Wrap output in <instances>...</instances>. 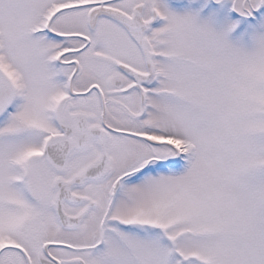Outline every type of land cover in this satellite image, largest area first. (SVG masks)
Wrapping results in <instances>:
<instances>
[{"label":"snow or ice","instance_id":"1","mask_svg":"<svg viewBox=\"0 0 264 264\" xmlns=\"http://www.w3.org/2000/svg\"><path fill=\"white\" fill-rule=\"evenodd\" d=\"M0 264H264V0H0Z\"/></svg>","mask_w":264,"mask_h":264}]
</instances>
